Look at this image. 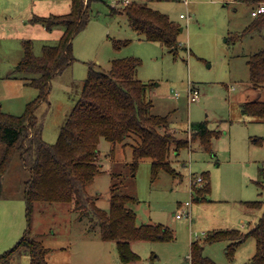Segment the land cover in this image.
<instances>
[{
	"label": "rangeland",
	"instance_id": "obj_1",
	"mask_svg": "<svg viewBox=\"0 0 264 264\" xmlns=\"http://www.w3.org/2000/svg\"><path fill=\"white\" fill-rule=\"evenodd\" d=\"M65 0H0V108L22 114L38 90L26 83L31 72L17 71L23 54L22 40L30 39L35 54L44 44H55L63 27L46 29L32 23L34 14L69 11ZM124 0H93L91 19L72 38L74 60L51 77L45 99L35 108L43 123L42 138L56 141L60 127L77 100L88 64L107 70L113 58L138 57L137 77L150 82L147 96L153 113L168 118L171 131L190 137L191 122L207 120L218 131L205 149L196 139L178 153L170 152L175 173L160 169L152 177L151 161L139 160L133 167L132 136L112 142L100 137V173L87 191L100 208L109 211L112 191L134 197L128 206L136 212V222H160L173 229L170 241H133L131 248L139 259L124 263L116 244L104 240L95 218L84 216L69 204L35 202L29 215L25 189L31 171L15 153L2 177L0 196V254L22 236L26 228L48 249L51 264H189L191 241L203 245V253L218 264H252L256 240L250 235L226 254L229 239L204 241L213 229L237 228L247 232L263 211L248 207L246 200H264V119L242 112L245 100L264 98V88H254L246 63L248 56L264 47V25L241 35L254 21L251 10L264 1L249 0H157L149 4L183 26L180 45L169 49L158 41L146 40L134 30L122 13L116 11ZM181 14V16H180ZM198 88L196 100H189L190 84ZM0 142V158L4 151ZM208 173L209 200L195 199L191 177ZM193 180V178H192ZM199 185V184H198ZM189 201V205L184 203ZM185 205L187 214L175 217ZM2 264H30L23 248Z\"/></svg>",
	"mask_w": 264,
	"mask_h": 264
},
{
	"label": "trees",
	"instance_id": "obj_2",
	"mask_svg": "<svg viewBox=\"0 0 264 264\" xmlns=\"http://www.w3.org/2000/svg\"><path fill=\"white\" fill-rule=\"evenodd\" d=\"M92 1L70 0L67 12L34 14L29 19L32 23H41L46 29L61 26L63 32L55 44H44L40 54L34 53L30 39L21 41L23 54L15 69L34 73L26 77L24 83L35 87L38 94L26 104L22 114H12L0 108V142L5 145L0 158V196L2 177L17 152L24 166L31 171L25 189L29 218L35 202L67 203L78 212V219L84 216L95 218L101 237L114 241L121 261L127 263L139 259L131 248V242L170 241L175 235L173 229L160 222L138 224L135 210L128 206L135 199L128 194L112 191L109 211L96 205L87 186L101 171L98 161L100 137L117 142L132 136L135 141L132 148L133 167L139 160L147 158L151 161L152 177L155 178L160 169L175 173L169 160L171 150L178 153L180 148L189 146L196 139L205 149H210L211 139L218 135V131L210 129L207 120L191 122L189 138L179 137L176 131H171L168 118L152 112V100L146 94L152 83L137 77L141 59L132 56L111 59L107 70L88 64L80 94L60 127L56 141L49 143L42 138L43 123L36 116L35 108L46 98L51 77L75 59L72 38L91 19ZM152 1L157 0H131L117 11L111 8L110 12L126 15L130 26L143 39L176 49L180 45L178 35L183 26L153 8L149 4ZM262 25L264 12L256 15L241 35ZM246 63L252 86L264 88V47L252 52ZM241 108L244 114L264 119V98L245 100ZM201 174L202 182L192 185L196 190L195 199L209 200V175L206 172ZM243 203L248 207H261L264 200H246ZM250 235L256 240L252 264H264V206L247 232L237 228L213 229L206 233L204 241L229 239L226 254L232 256L236 246ZM19 248L28 252L30 264H51L46 259L48 249L30 235L29 228L13 247L0 254V264ZM156 256L152 255L151 264H162L155 262ZM188 261L189 264H218L203 253V245L197 240L191 241Z\"/></svg>",
	"mask_w": 264,
	"mask_h": 264
},
{
	"label": "built area",
	"instance_id": "obj_3",
	"mask_svg": "<svg viewBox=\"0 0 264 264\" xmlns=\"http://www.w3.org/2000/svg\"><path fill=\"white\" fill-rule=\"evenodd\" d=\"M127 1L128 0H124V2H127ZM184 2L187 3V0H184ZM263 12H264V3H258L257 6L251 10V15L256 16V15L263 13ZM198 94H199L198 88L193 87L192 83H191L189 93H188L189 100H191V101L196 100L198 97ZM192 178H193V180H192ZM202 180H203L202 175H198L196 177H191V184L193 185L194 183L202 182ZM184 204L189 205L190 202L186 201ZM185 205H183L181 212H178L175 214V217L179 218V217H182V215L187 214V211L185 210V207H184Z\"/></svg>",
	"mask_w": 264,
	"mask_h": 264
},
{
	"label": "crops",
	"instance_id": "obj_4",
	"mask_svg": "<svg viewBox=\"0 0 264 264\" xmlns=\"http://www.w3.org/2000/svg\"><path fill=\"white\" fill-rule=\"evenodd\" d=\"M64 5H66V9H67V7H68V5H69V7H68V9H70V0H65L64 1ZM181 15V14H180ZM63 32V31H62ZM252 226V225H251Z\"/></svg>",
	"mask_w": 264,
	"mask_h": 264
}]
</instances>
